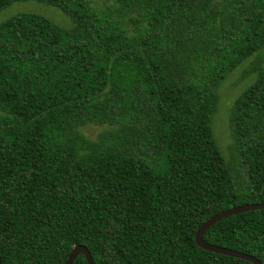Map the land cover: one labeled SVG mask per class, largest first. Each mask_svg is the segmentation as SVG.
Instances as JSON below:
<instances>
[{
  "label": "trees",
  "instance_id": "16d2710c",
  "mask_svg": "<svg viewBox=\"0 0 264 264\" xmlns=\"http://www.w3.org/2000/svg\"><path fill=\"white\" fill-rule=\"evenodd\" d=\"M60 9L0 19V258L64 264H252L196 245L210 216L264 201V67L212 130L218 87L264 50V0H0ZM106 124L96 140L78 126ZM208 243L264 264V209ZM72 264H87L77 255Z\"/></svg>",
  "mask_w": 264,
  "mask_h": 264
},
{
  "label": "rangeland",
  "instance_id": "374dc122",
  "mask_svg": "<svg viewBox=\"0 0 264 264\" xmlns=\"http://www.w3.org/2000/svg\"><path fill=\"white\" fill-rule=\"evenodd\" d=\"M98 1L100 2L102 0ZM215 1L220 2L221 0ZM19 12H35L45 15L57 23L65 25L69 24V19L57 7L37 3L34 1L15 2L13 5H11L0 13V19L2 20ZM255 57L262 58L261 66L264 67L263 50L259 54L252 55L243 60L236 68H234L228 74V76L224 79V81L221 82L218 87L220 101L219 108L212 117V130L215 138L218 141V144L220 145L223 155L229 159L231 158L230 146L232 144V137L229 125L230 106L235 96L237 97L240 93H242L256 78V72L248 73L243 78H241L240 75L244 68L247 69L250 66H253L252 64H257V62H259V60H255V62H253V59H255ZM77 128L81 132L83 137L91 140H96L98 134L102 131V129L107 128V125L88 122L78 126Z\"/></svg>",
  "mask_w": 264,
  "mask_h": 264
},
{
  "label": "water",
  "instance_id": "95a60500",
  "mask_svg": "<svg viewBox=\"0 0 264 264\" xmlns=\"http://www.w3.org/2000/svg\"><path fill=\"white\" fill-rule=\"evenodd\" d=\"M260 209H264V201H260L256 203H246L243 205L234 206L229 209L222 210L210 216L205 222L201 224V226L196 230L194 234V240H195L196 245H198L200 248L204 250L243 259V260L251 262L252 264H263L258 258H256L255 256L251 254H247L245 252H241V251L230 249V248L217 246V245L208 243L203 238L206 230L210 228L217 221L223 218L229 217L231 215H235L240 212H247L251 210H260ZM77 255H83L85 257L87 264H94L92 256L88 248L80 244L75 245L72 248L64 264H72L74 258ZM0 264H2L1 258H0Z\"/></svg>",
  "mask_w": 264,
  "mask_h": 264
}]
</instances>
